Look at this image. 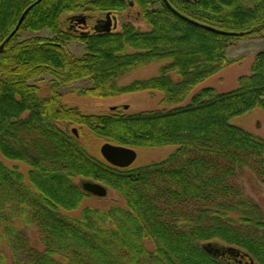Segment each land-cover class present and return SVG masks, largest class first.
Here are the masks:
<instances>
[{"label":"trees","instance_id":"trees-1","mask_svg":"<svg viewBox=\"0 0 264 264\" xmlns=\"http://www.w3.org/2000/svg\"><path fill=\"white\" fill-rule=\"evenodd\" d=\"M132 1L147 30L126 22L118 31L75 35L61 25L64 14L119 12L128 1L0 0V239L13 264H231L206 253L207 242L237 247L252 264H264V208L240 181L246 172L264 190V138L230 122L264 111V51L236 88L205 87L180 105L227 63L233 40L264 38V0ZM42 29L52 37L19 40L21 30ZM71 40L83 44L81 57L67 49ZM153 62H163L156 75L118 84ZM42 75L50 76L45 96L30 82ZM85 78L92 96L161 91L164 108L83 114L62 103L59 87ZM60 122L126 147L176 149L159 161L117 167L93 156L77 129L75 135ZM1 157L25 164L26 175ZM76 177L88 181L81 188ZM87 183L109 187L125 204L67 215L92 192ZM7 207L35 226L41 249L8 224Z\"/></svg>","mask_w":264,"mask_h":264},{"label":"rangeland","instance_id":"rangeland-1","mask_svg":"<svg viewBox=\"0 0 264 264\" xmlns=\"http://www.w3.org/2000/svg\"><path fill=\"white\" fill-rule=\"evenodd\" d=\"M124 1L127 3V0ZM138 11L139 8L134 3L132 6L128 5L123 10L115 12L117 19L116 24L118 23L116 31L120 30L121 25L126 22H130L134 25V27L140 30H147L149 26L139 18ZM71 15L87 17L88 23L92 24L95 18H99L103 14L95 9L88 11L78 10L74 13H66L62 18L61 25L63 28H68L67 19ZM73 34L78 35V32L75 31ZM35 36L41 38H51L52 34L48 29H42L39 31L21 30L18 33L19 40ZM232 43L233 44L226 51L227 63H225L218 72L198 83L188 96L180 103V105L187 104L193 94L205 87H212L218 92H226L236 88L238 77L249 74L253 56L257 52L264 51V38H248L237 41L233 40ZM67 49L77 57H81L83 54V44L78 40H71L67 42ZM162 64L163 62H153L132 68L125 76L119 78L118 84L124 85L135 79H145L154 76L158 73L159 67ZM49 79V75H42L30 82L39 85V94L45 96L48 93L47 81ZM89 87H91V81L89 78L62 84L59 87L62 103L69 107H76L83 114H104L110 112L112 107H115L117 110L125 113L164 108L161 104L162 92L158 90H141L98 97L86 93V90ZM230 122L231 124L239 126L245 130H249L252 133L264 138V111L259 108L235 116L230 120ZM59 125L62 128L68 129L75 127L78 131V139L82 145L93 156L101 157L99 151L100 145L109 140L95 136L86 126L76 124L67 125V122H60ZM134 149L137 152V156L134 162L130 165L131 167L162 160L172 153L176 149V146L168 144L156 147H135ZM1 159L8 167L17 165L19 170L26 175L27 166L25 164L17 161H10L3 157H1ZM250 177L251 176L249 174L244 172L241 175L240 181L242 182L246 193L253 197V199L264 208L263 187L256 180L250 179ZM74 181L82 188L88 180L76 177ZM103 187L104 194L97 195L96 193L94 194L92 192H88V195L82 200L80 206L72 211L66 212V214L77 217L84 206H90L103 210L112 205L123 206L125 204L123 199L114 190L107 186ZM4 212H6V215L9 218L8 224L15 229V231H21L24 233L27 244L38 249L42 248V245L39 242L38 232L34 225L24 223V218L18 215L17 212L10 213L8 207L4 208ZM0 231H3L2 224L0 225ZM147 245L150 246V243L148 242ZM223 261L231 264L237 263L236 259L233 260V258H230L229 256L224 257ZM0 264H13V252L7 246L4 237H1L0 239ZM239 264H252V262H250L247 258H243Z\"/></svg>","mask_w":264,"mask_h":264},{"label":"water","instance_id":"water-1","mask_svg":"<svg viewBox=\"0 0 264 264\" xmlns=\"http://www.w3.org/2000/svg\"><path fill=\"white\" fill-rule=\"evenodd\" d=\"M163 1L167 5H169L166 0H163ZM128 3L130 6H132L134 4V2L132 0H128ZM22 17H23V15H21V17L18 20V23L16 24L14 29L9 33V35L7 36L6 39L11 37L17 31L19 24L22 20ZM80 20L83 21L84 18L81 17ZM108 20H109V17L107 15V20L105 21L107 24L103 25L102 28L100 27L99 29H97V26L95 25L94 29L96 31H104V32L110 31V27L108 25V24H110V21H108ZM206 27L211 29V30L220 32V33L223 32V31H219V30L213 29V28L208 27V26H206ZM3 44H4V42H2L0 44V49L3 47ZM113 108H115V107H112L111 109H113ZM72 131L75 135L77 134L75 128H72ZM99 151H100L101 157L105 161H107L109 164H111L113 166H117V167H128V166H130L134 162V160L136 159V156H137V152L134 148L114 144V143H111L108 141L103 142L100 145ZM86 185H88V189L91 190L93 193H96L98 195L104 194V187H102L101 185L93 184V183H87ZM201 247L206 253L211 254L213 256L228 255L231 257H248V254H246L245 252H243L242 250H240L237 247H233V246H229V245H223V244H219L216 242L202 243ZM249 261L252 262L251 259Z\"/></svg>","mask_w":264,"mask_h":264},{"label":"flooded vegetation","instance_id":"flooded-vegetation-1","mask_svg":"<svg viewBox=\"0 0 264 264\" xmlns=\"http://www.w3.org/2000/svg\"><path fill=\"white\" fill-rule=\"evenodd\" d=\"M129 4V3H128ZM103 15L100 16L99 18H95L92 24L88 23V18L84 17V16H77V15H71L68 17L67 21H68V29L71 30L72 32H78V33H92L94 31H96L94 29L95 25L97 26V29H99L100 27L102 28L103 25H106L107 23L105 22L107 20V15L109 17L110 24V30H116L118 23L116 24V16H115V12H111V11H104V12H100ZM83 17L84 20L81 21L80 18ZM225 257L227 255H224ZM240 258V259H239ZM246 258V257H238V262L241 263L242 259Z\"/></svg>","mask_w":264,"mask_h":264}]
</instances>
